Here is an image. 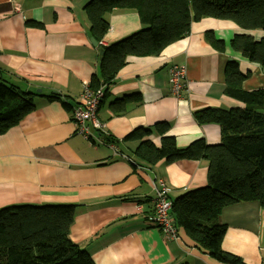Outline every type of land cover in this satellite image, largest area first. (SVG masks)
<instances>
[{
	"label": "crops",
	"instance_id": "0c3cea01",
	"mask_svg": "<svg viewBox=\"0 0 264 264\" xmlns=\"http://www.w3.org/2000/svg\"><path fill=\"white\" fill-rule=\"evenodd\" d=\"M89 1L0 0V74L36 94L35 109L0 135V208L75 204L70 237L95 264H223L198 248L183 229L170 237L152 222L160 182L173 201L208 184L209 162L163 159L148 166L138 164L135 150L141 139L160 144L154 130L159 122L169 125L165 134L174 136L179 147L198 138L220 142V125L201 124L195 113L242 105L225 93L227 61L240 60V69L252 72L243 83L247 90L264 87V73L228 47L226 52L216 49L205 35L213 31L228 43L244 30L206 17L160 55L130 57L105 85L107 94L98 110L105 124L101 137L114 150L77 132L73 110L64 102L77 101L81 82L99 74L100 45L121 40L143 25L137 11L115 8L105 15L109 29L95 44L85 9ZM181 64L187 67L188 90L178 98L170 91L169 78L170 68ZM55 94L62 99L48 98ZM124 97L126 110L113 111L111 102ZM147 129L153 133H145ZM133 132L145 134L127 140ZM221 219L228 227L223 248L248 264H264V206L232 205L223 209Z\"/></svg>",
	"mask_w": 264,
	"mask_h": 264
},
{
	"label": "trees",
	"instance_id": "16d2710c",
	"mask_svg": "<svg viewBox=\"0 0 264 264\" xmlns=\"http://www.w3.org/2000/svg\"><path fill=\"white\" fill-rule=\"evenodd\" d=\"M115 8L137 11L143 26L112 44L100 45L103 55L99 74L90 81L93 89L104 91L103 99L108 90L105 85L113 81L130 57L160 55L168 45L186 37L194 22L206 17L231 21L244 30L228 43L217 38L215 32H206L213 47L221 52L228 47L240 58L264 68V35L249 33L264 32V0H90L85 9L91 35L99 44L109 29L105 15ZM251 76L250 70L240 69V60H228L225 93L242 105L205 108L195 113L201 124L220 125L219 143L210 144L205 138H198L179 147L174 136L165 134L169 125L159 122L154 130L161 136L160 144L141 139L135 150L138 164L144 162L148 166L163 159L209 162L208 184L174 199L170 214L178 235L179 229H183L198 248L223 264H248L222 246L228 228L221 219L223 209L246 202L264 206V87L245 89L243 83ZM35 96L0 74V135L35 109ZM48 98L62 99L59 94ZM64 103L73 110L72 102ZM111 108L117 113L125 111L126 97L113 100ZM145 133L153 130L147 129ZM145 133L133 132L126 139L136 140ZM132 164L137 166L136 159ZM75 213L76 205L72 203L0 208V264H95L90 253L70 237Z\"/></svg>",
	"mask_w": 264,
	"mask_h": 264
},
{
	"label": "built area",
	"instance_id": "2783aa9c",
	"mask_svg": "<svg viewBox=\"0 0 264 264\" xmlns=\"http://www.w3.org/2000/svg\"><path fill=\"white\" fill-rule=\"evenodd\" d=\"M169 81L171 93L175 97L181 98L183 93L188 90L186 64L173 65L170 68ZM103 96L104 91L101 88L97 90L92 88L90 79L83 80L80 85L78 99L73 103L72 119L77 132L94 143H103L115 150V145L108 143L101 137L105 124L98 118V110ZM116 155L118 154L116 153ZM172 204L173 202L169 198V188L161 181L154 199L152 222L166 235L177 237L178 231L170 214Z\"/></svg>",
	"mask_w": 264,
	"mask_h": 264
},
{
	"label": "water",
	"instance_id": "95a60500",
	"mask_svg": "<svg viewBox=\"0 0 264 264\" xmlns=\"http://www.w3.org/2000/svg\"><path fill=\"white\" fill-rule=\"evenodd\" d=\"M92 41L93 43L97 44V41L95 39L92 38ZM103 55V49L100 50V59H101V56ZM232 58H229V60H231ZM257 66H259L258 64H256ZM262 71L264 73V68H262Z\"/></svg>",
	"mask_w": 264,
	"mask_h": 264
},
{
	"label": "rangeland",
	"instance_id": "374dc122",
	"mask_svg": "<svg viewBox=\"0 0 264 264\" xmlns=\"http://www.w3.org/2000/svg\"><path fill=\"white\" fill-rule=\"evenodd\" d=\"M258 36V35H257Z\"/></svg>",
	"mask_w": 264,
	"mask_h": 264
}]
</instances>
